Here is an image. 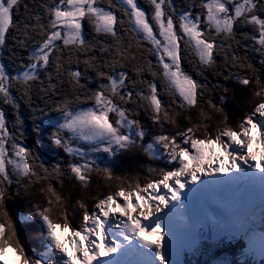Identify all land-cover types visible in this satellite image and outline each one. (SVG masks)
I'll return each instance as SVG.
<instances>
[{
  "label": "snow or ice",
  "instance_id": "1",
  "mask_svg": "<svg viewBox=\"0 0 264 264\" xmlns=\"http://www.w3.org/2000/svg\"><path fill=\"white\" fill-rule=\"evenodd\" d=\"M147 3L150 11L139 0H0V53L9 38L27 52L15 75L0 60V264L9 253L12 264H182L199 240L196 194L264 191V0ZM231 81L248 93L235 123ZM20 100L34 121L57 114L47 139L71 161L49 163L22 142ZM2 105L15 112L11 124ZM133 152L166 164L117 174L114 161ZM94 174L107 191L91 207L83 196L73 205L65 185L87 189Z\"/></svg>",
  "mask_w": 264,
  "mask_h": 264
},
{
  "label": "trees",
  "instance_id": "2",
  "mask_svg": "<svg viewBox=\"0 0 264 264\" xmlns=\"http://www.w3.org/2000/svg\"><path fill=\"white\" fill-rule=\"evenodd\" d=\"M27 3H32V0H25ZM141 5L145 7L146 10L150 11L149 5L147 3V0H139ZM175 4L178 8L187 7L190 3V0H174ZM194 11H198L200 9L196 8L193 9ZM20 13H23V6L21 5ZM19 15L15 16L14 19H19ZM85 30L89 31V26L85 22ZM247 29L244 28H238V31H245ZM10 30V34H11ZM13 41L11 38L8 40V47L0 53V60H2L5 65L8 68V71L10 74L15 75L17 74L19 70V64H20V57H23L25 62L27 61V52L24 50H21L19 48H13L12 47ZM15 51L16 56L12 57V53ZM10 57H12L10 59ZM185 67L190 66L187 64V60L184 61ZM208 76V82L209 85L217 82V77L211 73H206ZM96 81H93L90 86H95ZM228 86L230 89H234V95L229 96L228 103L226 105V112L229 116V121L232 123L237 122L247 111L248 103H247V97L248 93L245 89H243L241 86L236 85L234 81L228 82ZM162 90V86H161ZM13 94L19 98L20 93L17 91V89H13ZM215 96V94H213ZM34 99V106L39 105L40 107H43V102L39 99L38 96L33 95ZM167 99V97H165ZM21 103V115L24 118V128H25V138L22 141L24 144H26L29 147L34 148L36 151L40 152L42 155V158L48 161L49 163H55L60 162L62 164H66L67 162L71 161L73 158L69 156L62 148H58L57 146L53 145L48 139L49 132L51 130V125L48 123V117L51 116L53 119L56 118L55 113H45L44 115L36 114L35 121L33 120V112L31 108L28 107L27 103L24 100H20ZM9 117V123L11 124L15 120V112L12 109L11 105H2ZM82 106H88V105H82ZM193 114L195 115V110H193ZM232 117V118H231ZM142 119H144L143 114L141 116ZM41 120L44 121L42 128L44 129L42 133V142L37 145L35 143L36 141V134L33 131L34 124L40 123ZM154 131L156 129H153ZM116 166V173L117 174H132L135 175L137 172H140L141 175L147 174V166L151 164L153 167H159V165L156 166V161H151L148 157L144 156L140 152H133L129 154H122L118 160L114 161ZM65 190L71 192V203L74 205L75 201L79 199L81 196H83L86 199V202L89 203V206L91 207L92 204V198L97 195H103L107 191V187L105 183L101 180V178L97 175H93L92 183L90 184L89 188L82 189L78 186L71 187L69 184L65 185ZM26 203L24 197L22 196L20 199L10 202V209L15 212L17 207H22ZM76 220L78 222L79 220V214H77ZM36 229H28L29 232L34 231Z\"/></svg>",
  "mask_w": 264,
  "mask_h": 264
},
{
  "label": "rangeland",
  "instance_id": "3",
  "mask_svg": "<svg viewBox=\"0 0 264 264\" xmlns=\"http://www.w3.org/2000/svg\"><path fill=\"white\" fill-rule=\"evenodd\" d=\"M198 11H200V10H198ZM242 229H244V228L242 227ZM5 259L9 261V264H12L13 257L10 253L5 256Z\"/></svg>",
  "mask_w": 264,
  "mask_h": 264
}]
</instances>
